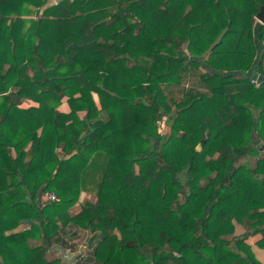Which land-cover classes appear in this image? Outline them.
Segmentation results:
<instances>
[{
    "label": "trees",
    "instance_id": "trees-1",
    "mask_svg": "<svg viewBox=\"0 0 264 264\" xmlns=\"http://www.w3.org/2000/svg\"><path fill=\"white\" fill-rule=\"evenodd\" d=\"M262 4L0 0V264H264Z\"/></svg>",
    "mask_w": 264,
    "mask_h": 264
},
{
    "label": "rangeland",
    "instance_id": "rangeland-1",
    "mask_svg": "<svg viewBox=\"0 0 264 264\" xmlns=\"http://www.w3.org/2000/svg\"><path fill=\"white\" fill-rule=\"evenodd\" d=\"M34 104V102L31 100V99H25L21 105L23 106H28V105H32ZM35 104H37L35 102ZM59 108L61 110H64V111H68V104L66 102V97L62 98V101H61V104L59 105ZM80 114H82V112H80ZM157 130L161 133H177V130L174 128V127H171L167 121H166V118L164 117L162 120L158 121V128ZM264 147V145H262L260 148L262 149ZM213 157H218L217 153H215L213 155ZM250 159V166H253V165H256V160H255V157H251L249 158ZM48 193H53L54 192H45L41 195L40 197V202H43L46 200V194ZM56 196V195H55ZM92 198L93 196L90 195L89 193H86V192H82L81 195H80V201L84 200L85 198ZM56 199V198H55ZM79 204L76 203L75 206H73L71 208L72 211H75L79 208L78 206ZM237 228H236V231H239L241 230V228L244 230V227L243 226H240V224H236ZM21 227H27V224H21ZM242 230V231H243ZM78 235L79 236H74L73 238H68V235L67 237L65 236V238L68 239L69 242H71L73 244V246L75 247L74 249L79 251L81 254L83 255H86L87 252L89 251V249L91 248V245L95 242V239H93L90 235L91 232L89 233H86L85 230H78ZM81 235V236H80ZM86 235V236H85ZM90 237V239H89ZM95 238V237H94ZM89 239V240H88ZM253 239V238H252ZM85 240H86V243H85ZM39 243H41V240H38ZM71 244V245H72ZM67 250L69 251V249L67 248ZM70 252V251H69ZM85 257V256H84ZM79 262H77L78 264Z\"/></svg>",
    "mask_w": 264,
    "mask_h": 264
},
{
    "label": "water",
    "instance_id": "water-1",
    "mask_svg": "<svg viewBox=\"0 0 264 264\" xmlns=\"http://www.w3.org/2000/svg\"><path fill=\"white\" fill-rule=\"evenodd\" d=\"M256 18H258L263 24H264V4L260 5L259 10L256 13ZM251 79L256 80L257 82H261L264 80V76L261 73L258 72H252L251 73ZM208 134V131H207ZM24 222L30 223V218H25ZM54 249L57 248L59 250L60 257L62 261H64L66 264H76L75 259L80 255L79 251L67 253V250L63 248L60 245H56L53 247Z\"/></svg>",
    "mask_w": 264,
    "mask_h": 264
},
{
    "label": "crops",
    "instance_id": "crops-1",
    "mask_svg": "<svg viewBox=\"0 0 264 264\" xmlns=\"http://www.w3.org/2000/svg\"><path fill=\"white\" fill-rule=\"evenodd\" d=\"M261 24H263L258 18H256V14H255V21H254V29H255V31H258V29H259V26L261 25ZM255 42H256V47H257V56H258V58H259V56H260V54H261V52H262V50L264 49V41H260L259 39H255ZM258 72V73H261L259 70H252V72ZM240 226H242V225H240ZM236 228H237V226L235 227V233H241L242 232V228H241V230H239V231H236ZM255 254H256V256L261 260V261H263L264 262V248H258V247H256L255 248Z\"/></svg>",
    "mask_w": 264,
    "mask_h": 264
},
{
    "label": "built area",
    "instance_id": "built-area-1",
    "mask_svg": "<svg viewBox=\"0 0 264 264\" xmlns=\"http://www.w3.org/2000/svg\"><path fill=\"white\" fill-rule=\"evenodd\" d=\"M262 66H263V70H264V58L262 60ZM263 76H264V73H263ZM46 198L54 199L55 195L53 193H48V194H46Z\"/></svg>",
    "mask_w": 264,
    "mask_h": 264
},
{
    "label": "flooded vegetation",
    "instance_id": "flooded-vegetation-1",
    "mask_svg": "<svg viewBox=\"0 0 264 264\" xmlns=\"http://www.w3.org/2000/svg\"><path fill=\"white\" fill-rule=\"evenodd\" d=\"M85 243H86V240H85ZM67 250V249H66ZM70 251V250H69ZM68 250H67V253H72V252H76L77 250H74V251H70L69 252ZM81 254V253H80ZM78 258H79V256L75 259V263L77 264V262H78ZM66 264V263H65ZM79 264V263H78Z\"/></svg>",
    "mask_w": 264,
    "mask_h": 264
}]
</instances>
